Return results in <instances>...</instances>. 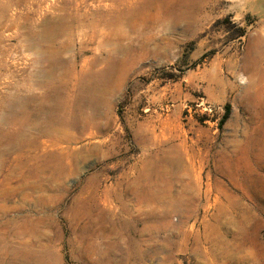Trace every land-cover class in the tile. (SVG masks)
Instances as JSON below:
<instances>
[{"label":"rangeland","instance_id":"1","mask_svg":"<svg viewBox=\"0 0 264 264\" xmlns=\"http://www.w3.org/2000/svg\"><path fill=\"white\" fill-rule=\"evenodd\" d=\"M100 1L0 0V264H264V0Z\"/></svg>","mask_w":264,"mask_h":264},{"label":"bare ground","instance_id":"2","mask_svg":"<svg viewBox=\"0 0 264 264\" xmlns=\"http://www.w3.org/2000/svg\"><path fill=\"white\" fill-rule=\"evenodd\" d=\"M74 1H77V0H74ZM83 1L85 2V0H82V2ZM132 2H133V0H101L100 4L101 3H105V8H104V10L100 9V12L101 11H103V12L100 13V15H99L98 14L99 11H98L96 16L91 11H85L84 14H81V15L79 14L78 15L76 11H79V10H77V8L76 9L73 8V10L76 12L75 15H77L78 17L77 18L74 17V18H71L70 20H67V24L63 27V29H64L63 31H65V32L69 31V33H72L73 32L72 28L77 26V27H79V29L81 28V31H83V32H85V31L90 32V40H91V42L96 46L97 49H99V51L100 50H103V52L106 51L108 53V58H113L114 54H120L121 55L123 52H125L127 50V48L125 47V44H124L125 42H127V41L134 42V40L135 41H139V40H141V38L144 37V36L141 37V30H138V28H135V27L130 25V21L133 18L139 17L137 12H136V10L139 9L140 10V14L142 15V11L145 9V7H144V5L142 7H134L136 4L134 5L135 2H133V3ZM131 7L134 8L135 10L134 9L131 10L132 9ZM157 21L158 20H156V22ZM152 22H155V21H152ZM144 24H145V21H144ZM141 25H143V23H141ZM128 29L129 30L131 29V32ZM74 34H76V33H74ZM48 40H50V39H48ZM48 40H46L47 43H49ZM143 40L147 44V43H149L152 40V38L148 36V37H144ZM258 40L259 41H258V47H257V54H258V56L261 57L262 55H264V39L262 37H260ZM141 44H143V43H141ZM54 57H56V56H54ZM52 60H53V57H52ZM50 63H52V61ZM90 64H91V62H90ZM74 74H77V73H74ZM77 77H81V76H77ZM7 123H8V121H7ZM75 126H76V124H75ZM23 131L19 132L16 135V137H13V136H11V135L6 133L4 136L0 137V144L8 142L10 144H14L15 147H17V148H23V147H25V145H23V144L25 143V141L27 139L32 141V142L37 140V137H35V136L31 137L26 132H23ZM65 159L68 160L67 157H65ZM56 161H57V159H56ZM55 164L58 165L57 168H59L60 172L63 173L64 171H67V169H66L67 167L65 168L63 163H61V164L55 163ZM40 167H41V169L45 168V167H43L42 164L37 166L38 169ZM37 168L33 170L32 175L36 174Z\"/></svg>","mask_w":264,"mask_h":264}]
</instances>
